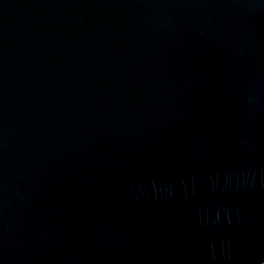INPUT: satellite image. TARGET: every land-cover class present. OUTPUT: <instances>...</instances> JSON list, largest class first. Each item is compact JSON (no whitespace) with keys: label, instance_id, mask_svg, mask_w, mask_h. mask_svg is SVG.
Listing matches in <instances>:
<instances>
[{"label":"water","instance_id":"water-1","mask_svg":"<svg viewBox=\"0 0 264 264\" xmlns=\"http://www.w3.org/2000/svg\"><path fill=\"white\" fill-rule=\"evenodd\" d=\"M0 264H264V0H0Z\"/></svg>","mask_w":264,"mask_h":264}]
</instances>
